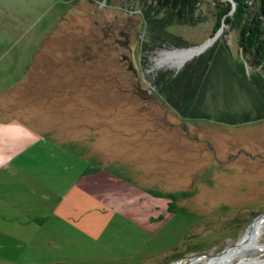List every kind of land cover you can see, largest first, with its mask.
I'll return each mask as SVG.
<instances>
[{
	"label": "rangeland",
	"instance_id": "obj_1",
	"mask_svg": "<svg viewBox=\"0 0 264 264\" xmlns=\"http://www.w3.org/2000/svg\"><path fill=\"white\" fill-rule=\"evenodd\" d=\"M200 5L205 20L157 26L129 0H0V116L43 129L58 144L49 155L74 174L101 167L139 205L77 195L74 209L39 210L17 174L11 201L28 210L0 196V264H206L194 259L249 234L264 210V70L240 71L238 30L223 21L215 39L228 46L183 111L155 82L207 52L211 43L180 65L163 59L209 36L213 2ZM256 237L246 260L264 258V222Z\"/></svg>",
	"mask_w": 264,
	"mask_h": 264
},
{
	"label": "crops",
	"instance_id": "obj_2",
	"mask_svg": "<svg viewBox=\"0 0 264 264\" xmlns=\"http://www.w3.org/2000/svg\"><path fill=\"white\" fill-rule=\"evenodd\" d=\"M42 130L15 116H0V196L3 203L15 204L16 210H28L26 205L11 201L17 189L12 186V177L25 174L31 181L27 184L21 181V185L28 190L20 193L39 199L41 203L36 205L39 210L74 209L76 204L73 197L77 195L112 205L114 209L123 212L139 210V205L126 203L131 199L130 194L135 192L134 188L124 190L120 184L110 181L109 177L107 180L104 175L106 171L101 167L85 166L82 171L74 174L71 161H65L56 154L49 155L48 150L58 144L52 145L54 142ZM51 175V178H47ZM55 194L60 199L49 203V196L51 198ZM66 195L68 198H65ZM111 196L119 200L114 205Z\"/></svg>",
	"mask_w": 264,
	"mask_h": 264
},
{
	"label": "trees",
	"instance_id": "obj_3",
	"mask_svg": "<svg viewBox=\"0 0 264 264\" xmlns=\"http://www.w3.org/2000/svg\"><path fill=\"white\" fill-rule=\"evenodd\" d=\"M136 4L146 22L162 26L171 22L196 23L205 20L207 13L201 7V0H129ZM215 19L210 34L215 32L223 21L229 22L238 30V46L242 58L238 60L240 71L243 63L264 70V0H211ZM222 35L209 46L207 52L199 53L193 60L186 61L175 73L173 69L160 70L155 82L161 80L163 90L169 93L168 101L183 111L181 104H187L196 96L198 78L216 59L217 51L226 49ZM263 70L258 71L262 76ZM257 81V76L252 74ZM264 80V76H263ZM264 83V81H262ZM258 83V82H257ZM189 116L197 115L190 105Z\"/></svg>",
	"mask_w": 264,
	"mask_h": 264
},
{
	"label": "bare ground",
	"instance_id": "obj_4",
	"mask_svg": "<svg viewBox=\"0 0 264 264\" xmlns=\"http://www.w3.org/2000/svg\"><path fill=\"white\" fill-rule=\"evenodd\" d=\"M193 47L185 48L181 47V49H168L164 51L163 59L165 61H172L176 64L180 65L184 61H186L187 58L191 57L192 55L197 53V49L200 48L199 45H192ZM260 217V216H259ZM258 218V217H257ZM255 219L252 222L251 229L248 235L241 237L240 240L232 246L231 250L224 249L219 254L212 256L210 258L205 257H199L194 259V261L202 260L204 259L206 261V264H234L232 259L234 257H237L238 259H243L241 262L238 261L236 264H264V258H254L246 260L244 257L247 255V252L253 248V246L257 243V231L258 227L261 225L262 222H264V216L260 217L258 219ZM227 250V251H226Z\"/></svg>",
	"mask_w": 264,
	"mask_h": 264
},
{
	"label": "water",
	"instance_id": "obj_5",
	"mask_svg": "<svg viewBox=\"0 0 264 264\" xmlns=\"http://www.w3.org/2000/svg\"><path fill=\"white\" fill-rule=\"evenodd\" d=\"M219 29H220V27H219L215 32H213L212 34H210L209 36H207L205 39H203L202 41H200V42H198V43H196V44H193V45H199V46H200V48L197 49V53L200 52V51H202L207 45H209L210 43H212V41L215 39V37H216V35H217ZM176 69H177V67H176ZM259 216H264V210L261 211V212H259V213H257V214L254 216L253 219H255L256 217H259ZM253 219H252V220H253ZM252 220H251V221H252ZM251 221H250V222H251ZM236 241H237V240H236ZM236 241H235V242H236ZM226 246H227V245H226ZM226 246H225V247H226ZM225 247H223L222 249H220L219 251H217V252H215V253H219V252H221Z\"/></svg>",
	"mask_w": 264,
	"mask_h": 264
}]
</instances>
